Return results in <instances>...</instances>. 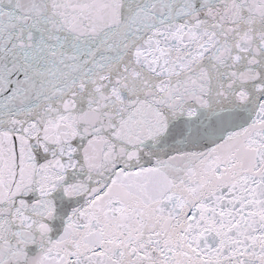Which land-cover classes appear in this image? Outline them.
<instances>
[{"label": "snow or ice", "instance_id": "6c2138e0", "mask_svg": "<svg viewBox=\"0 0 264 264\" xmlns=\"http://www.w3.org/2000/svg\"><path fill=\"white\" fill-rule=\"evenodd\" d=\"M0 264H264V0H0Z\"/></svg>", "mask_w": 264, "mask_h": 264}]
</instances>
